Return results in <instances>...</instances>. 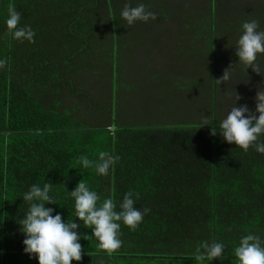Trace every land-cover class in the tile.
<instances>
[{
    "label": "trees",
    "instance_id": "obj_1",
    "mask_svg": "<svg viewBox=\"0 0 264 264\" xmlns=\"http://www.w3.org/2000/svg\"><path fill=\"white\" fill-rule=\"evenodd\" d=\"M156 1L161 2V22L170 21L169 27L182 38L172 41L174 52H186L189 60L190 45L198 42L212 53L211 64L201 68L204 76L190 77L188 65L179 67L171 55H165V47L148 46L143 38L151 36V40L152 33H157L152 19L129 25L121 16L125 4H144L152 12ZM165 1L0 0V59L8 61L0 68V264H38L23 250L25 236L18 223L29 207L23 195L33 184L51 183L50 195L57 204L45 207L52 208L53 215L59 213L64 222L78 224L75 231L80 236L82 259L72 264H230L227 261H236L234 248L244 236L254 234L264 241V154L255 145L245 152L227 143L219 132L223 119L215 116L225 98L223 83L217 85L215 79L232 64L229 89L248 73L235 55L242 34L238 21L231 26L220 23L218 18L224 20L225 13L218 15L219 0H200L191 20L182 17L183 9L178 18L163 14ZM9 4L21 13L19 26H30L35 32V43L5 35ZM251 15L244 22L257 16ZM228 16H235V6ZM262 22L258 31H264ZM224 30L230 35L224 36ZM191 38L196 42L190 44ZM136 39L152 55L151 64H176L183 73L167 74L155 92L166 97L165 90H169L175 100L182 95L190 99L188 93L194 91L193 95L207 103V115L214 119L210 125L121 126L103 114L83 75L97 74L100 79L104 73L108 83L122 45L134 44ZM221 42L232 49L222 66L213 64L218 57L212 49ZM124 49L128 52L130 46ZM109 96L108 92L107 101ZM228 104L227 112L233 103ZM94 111L107 120L85 126L86 115ZM213 127L215 135L211 134ZM257 142L264 143V135ZM100 151L119 157L107 175L77 163L81 156L98 160ZM81 179L97 192L98 205L112 198L119 212L125 194L131 191L134 207L142 212L149 209L134 230L118 222L122 245L112 255L98 250L91 229L75 217L69 192ZM204 242L222 243V256L197 261L196 249Z\"/></svg>",
    "mask_w": 264,
    "mask_h": 264
},
{
    "label": "clouds",
    "instance_id": "obj_2",
    "mask_svg": "<svg viewBox=\"0 0 264 264\" xmlns=\"http://www.w3.org/2000/svg\"><path fill=\"white\" fill-rule=\"evenodd\" d=\"M8 18L6 19V36H11L17 41L35 43V32L30 26H19L21 13L16 10L14 4L8 5ZM121 16L132 25L136 21L147 22L155 20L156 14L147 11L144 4L131 7L125 4ZM243 34L237 41L235 55L245 66L260 75L258 56L264 58V31H258L259 24L256 20L242 24ZM8 63L7 59H0V68ZM226 68L219 79H215L217 85L224 84L231 78L230 69ZM242 97L233 91V104L220 124V134L223 139L236 147L248 151L255 145V150L264 154V143H258L259 137L264 135V89L258 88L255 95V109L250 110L246 104L239 107L236 101ZM208 116L202 117L201 126L210 125ZM114 131V130H113ZM217 132L212 128V135ZM119 160L106 151L98 153V160H90L87 156H81L77 161L83 168L94 167L100 175H107L109 169ZM53 188L51 183H45L43 187L33 184L23 195V200L29 205L27 213L18 220L20 231L24 234V252L31 259L33 256L38 264H72V261H81L82 246L78 242L80 236L75 231L77 223L72 220L64 222L59 213L53 215L52 208H46L45 204H57L56 199L50 195ZM74 198L75 217L83 223L85 228L91 229V236L98 241V250L112 255L122 245L119 239V231L123 222L129 229L134 230L143 220L149 209L140 211L134 207L133 193L125 194L123 202L119 205L120 211H115L116 205L112 198L104 199L98 205L100 197L97 192L89 190L88 185L81 179L74 190L69 192ZM260 236L248 234L244 236L239 245L234 248L237 264H264V247ZM203 249V251H202ZM224 245L213 242L202 243L196 249L195 259L199 262L212 261L222 256Z\"/></svg>",
    "mask_w": 264,
    "mask_h": 264
},
{
    "label": "rangeland",
    "instance_id": "obj_3",
    "mask_svg": "<svg viewBox=\"0 0 264 264\" xmlns=\"http://www.w3.org/2000/svg\"><path fill=\"white\" fill-rule=\"evenodd\" d=\"M171 1L172 0L165 1V4L167 3V8L163 10V14L168 12L170 14H174V18H178L180 10L183 9L185 12L182 14V17L187 20L192 19L194 15V9L196 8L195 10H197V8L202 4L200 0H174L173 3H171ZM187 3L190 5L189 8L186 6ZM170 4L171 8L169 6ZM154 5L155 6L152 7V12L156 14V19L151 21L154 22L152 27L156 29L157 34L154 35L151 40V36H145L143 39H145L149 47H165V55H171V58L175 60L179 67L186 68L188 65L190 77L195 78L196 76H204V73H201V71H203L201 68L203 64H211V61L209 62V60L212 53L208 52L207 49H204L203 45H198V42L195 46L190 45L189 60H187L186 52H174L172 41L174 38L181 40L182 38L177 35V30L171 29L169 27L170 21H165L163 23L161 22V20H164V16L160 13L162 12L160 10L161 2L156 1L154 2ZM234 6L235 16L230 19L228 14L231 13ZM217 9L218 15L225 13L224 20L222 16L218 18L220 23L224 21L225 23L229 24V26H231L232 22L238 21V28L242 34V24L245 20L247 21L246 18H248V20L251 18V14L258 16L252 20H256L259 26L262 25V19L264 20V0H219V6ZM146 23L144 24L145 26ZM191 31L192 32L190 34L193 33L192 26ZM223 32L224 36L227 34L230 35V32L227 30H224ZM224 40L226 45H229V39L225 38ZM235 40L236 38H233L234 45L236 46ZM125 41L126 40L124 39L122 43L127 42ZM195 42L196 41L194 39H190V44ZM140 43V40L136 39L134 44L132 43L124 46L122 45V52L116 56V59L112 63L113 70H111L108 83L104 79V73L100 75V79L97 78V74L90 75L85 73L83 75V78H85L86 82L84 83L86 88L97 97L96 105L102 109L103 114L111 115L112 122H115L121 126H133L134 124V126H136L138 123H146L155 126H186L194 122H202L203 116L209 117L204 107V105L207 106V103L205 101H200L197 95H193L194 91L192 90H190L188 93L191 94L190 99H187L186 96L182 95L176 97L175 100L171 99L172 93L169 90H165L166 93H168V96L166 95V97L163 96L164 93L163 95H158L155 92V90L158 88V85L166 80L165 78L167 74L172 73L174 75L177 72V76L178 74L183 73L181 70H178L180 68L176 64L174 66H169L162 61L161 63L157 62L158 64H156V62L151 64L152 55H149V52L146 53V48ZM128 46H130V50L128 51L129 54H126L128 52L125 51L124 47ZM212 49L216 52L218 57V62H213V64H218L220 66H222L223 61L226 60L228 53H230L232 50H228V46L224 48L222 42L219 45H214ZM257 62L260 64V67H263L260 75L254 73L250 67L247 70L248 73L235 81V85L232 88H227V82L223 84L224 86L222 88L221 94H223L224 96L222 97L225 98L222 103L218 104V109L215 110L216 117H220L221 119L226 118V108L229 107L228 103H233L232 97L234 89L236 93L242 97L240 99L242 103L240 100L236 101V103L239 105L246 104L250 110L254 111V98L256 92L258 88L264 89V66H262V63H264V58L259 57ZM241 65L244 66L243 64ZM197 70H199V72H197ZM250 71L252 73H250ZM154 72H156V75ZM164 72H166V74ZM172 79L177 81L180 80L178 77H172ZM183 79L184 78H182V80ZM187 80L189 81L188 78ZM108 92L110 93V99L107 101L106 98ZM114 99H116V104ZM139 115H142V119H140ZM107 118L101 116L98 112H90L86 115V121L84 124L85 126L89 127L96 122H101V119L104 121L107 120ZM209 119L211 120L210 117ZM227 262L230 264H237V260L233 261V259H229Z\"/></svg>",
    "mask_w": 264,
    "mask_h": 264
},
{
    "label": "crops",
    "instance_id": "obj_4",
    "mask_svg": "<svg viewBox=\"0 0 264 264\" xmlns=\"http://www.w3.org/2000/svg\"><path fill=\"white\" fill-rule=\"evenodd\" d=\"M152 34L156 35L157 33H156V32H154V33H152ZM163 43H164V41H163ZM177 51H178V49H177Z\"/></svg>",
    "mask_w": 264,
    "mask_h": 264
},
{
    "label": "flooded vegetation",
    "instance_id": "obj_5",
    "mask_svg": "<svg viewBox=\"0 0 264 264\" xmlns=\"http://www.w3.org/2000/svg\"><path fill=\"white\" fill-rule=\"evenodd\" d=\"M257 17V16H256ZM263 20V19H262ZM263 23V22H262ZM238 26H239V24H238Z\"/></svg>",
    "mask_w": 264,
    "mask_h": 264
}]
</instances>
